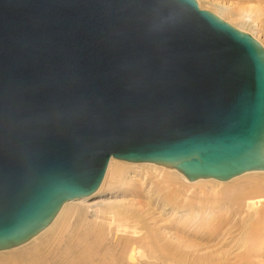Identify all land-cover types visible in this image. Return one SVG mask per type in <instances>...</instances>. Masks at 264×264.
I'll list each match as a JSON object with an SVG mask.
<instances>
[{"label": "water", "instance_id": "water-1", "mask_svg": "<svg viewBox=\"0 0 264 264\" xmlns=\"http://www.w3.org/2000/svg\"><path fill=\"white\" fill-rule=\"evenodd\" d=\"M110 158L189 181L264 170V47L196 0H0V251Z\"/></svg>", "mask_w": 264, "mask_h": 264}, {"label": "rangeland", "instance_id": "rangeland-1", "mask_svg": "<svg viewBox=\"0 0 264 264\" xmlns=\"http://www.w3.org/2000/svg\"><path fill=\"white\" fill-rule=\"evenodd\" d=\"M196 1L200 9L214 14L218 10L212 1L234 8L255 4L253 7L264 10V0ZM219 17L237 28L238 22L228 14L222 12ZM253 18L252 26L246 31L264 47V12L253 15ZM138 165L119 164L124 171V184L120 186L112 185L111 178L102 185L106 168L99 188L91 196L74 200L62 211L49 230L31 242L0 252V264L34 263V259L57 246L59 233L66 225L67 235H73L75 241H82L79 251L89 248L91 256H87L88 251L82 253L85 264H179L183 255V259L186 258L191 264H201L197 258L221 260L224 263L226 260L230 263L236 259L235 253L242 250H248L253 263L264 264V223L262 226L259 225L261 222L258 223L254 229L255 234L247 232V247L238 249L237 240L242 239L239 238L240 232L237 228L241 231V225L236 222L238 216L229 212L228 204L202 206L196 200L204 191L213 188L221 190L218 183L195 184L186 188L184 183L180 185L182 182H179V178H166L176 187H183L190 192L187 204L175 199L177 205L173 206L174 203H165L169 191L160 183L161 178L156 177L149 168ZM111 176L110 174L109 177ZM254 181L263 184L264 173L245 176L242 182L246 185ZM131 243L142 250L136 261L127 260V249ZM161 248L168 249L173 254L170 257H163L164 254L157 257L156 251ZM59 264H66V260H61Z\"/></svg>", "mask_w": 264, "mask_h": 264}, {"label": "bare ground", "instance_id": "bare-ground-1", "mask_svg": "<svg viewBox=\"0 0 264 264\" xmlns=\"http://www.w3.org/2000/svg\"><path fill=\"white\" fill-rule=\"evenodd\" d=\"M212 4L218 10L217 11L218 13H216V14H218L219 16L222 15V12L228 14V16H230L231 18L235 19L238 22V26H236V27L239 28L240 30H243V31H246V29H248L250 26H252V23L254 22L253 15H258V14L264 12V10H262L260 7H253V6H256L255 4H251V5H248L246 7H237V8L231 7L230 5L221 4L220 2H217V1H212ZM246 32H248V30ZM124 163L139 164L138 166L147 167V168H149V170L153 171V173L156 175V177H160L161 178V179L159 178L160 183L164 184L165 185L164 188H167L169 191L167 193L165 203L166 204H173L174 203L173 206L177 205V203H176L177 200L174 202L175 199H180L181 202L183 201L185 204H187L188 199H189L188 195H190L189 194L190 192H188L187 189H183V187L182 188L181 187L179 188V186L176 187L175 185H173V183L170 180H167L166 178H170V177L179 178V182L180 183L182 182L180 185H182L184 183L186 188H188L189 186H194L195 184L198 185V184H205V183H210V182L218 183L217 186L222 187L221 190H215L213 188V189H209V190L204 191V192L202 191L203 193L200 194L201 196H199V198L196 200H198V203L202 206H206L207 204H208V206H214V205L217 206L219 204H222V205L228 204L229 212L233 216H238L237 217L238 221H236V222L237 223L239 222V224L241 225V231H240V229L237 228V230H239V232H240L239 238L242 239V240L236 239L237 241H239V243H238L239 248L238 249H240V248L244 249L245 247H247L246 244H247V241L249 239V235H247V234L249 232H250L249 234H252L255 231L254 229L257 228L256 226L258 225V223L261 222L262 224H259L261 226L264 223V183L260 184V183L255 182L256 181L255 180L254 182H248L245 185L242 182L243 179L245 178V176H248L251 174H261V173L263 174L264 172H261V171H264V170L247 171V172H244V173H242L238 176H235V177H233L229 180H226V181H220V180H216L213 178H200V179H197L194 181H189L185 178V176L183 174H181L179 171H177L174 168L162 166V165L151 163V162L133 163V162H127V161H123V160H118L115 158H110L108 165H107L108 167H107L106 175L104 177V181L102 182V185H104L106 183V180L109 178H111L112 185L113 184L119 185V186L123 185L124 184V171H123L122 167L119 166V164H124ZM110 174L112 175L111 177H109ZM165 176H167V177H165ZM102 185H101V187H102ZM85 198H87V197H85ZM80 199H83V198H80ZM80 199H75V200H80ZM73 201L74 200H70V201L65 202L62 205V207L60 208L58 214L53 219V221L44 230H42L39 234H37L35 237H33L29 241L31 242L32 240H34L35 238L40 236L43 232H46L47 230H49L51 228V226L56 222L59 215L61 216L62 211L65 210V208H67V206L72 204ZM180 206H181V204H180ZM229 216H231V215H229ZM66 226H65V228L67 229ZM65 228H63L62 231L59 233L60 235L57 238V246L55 248H51L47 253L42 254L40 258H38L40 255L37 254L38 259H34V263H33V261L30 260L32 264H59L61 262V260H66V264H85L86 263L84 261L82 253L83 252L86 253L88 251L87 256H91L89 248H84L86 251L82 250V248H81L82 251H79V248L82 245V241H75V238L73 235L68 236L67 233L65 232L66 231ZM256 230L258 231V229H256ZM254 234H255V232H254ZM225 236H226V234H225ZM252 239H251V241H252ZM28 242H26V243H28ZM26 243H24V244H26ZM24 244H22V245H24ZM133 244L131 246H129L127 249V260L128 261H133V260L136 261L138 253H140L142 251V250L140 251V249L137 248ZM22 245H20V246H22ZM8 250H10V249H8ZM8 250H6V251H8ZM165 250H163V248H161L158 252L156 251L157 257H160L163 254H164L163 257H166V256L170 257V255L173 254V252L170 253L171 252L170 250H168V249H165ZM0 252H4V250H2ZM248 253H249L248 250H242V251H240V253L239 252L235 253L234 257L236 259L230 263L226 262V260L224 263L221 260L219 261V260H215V259H202V258H199V259L197 258V261H199V263H201V264L202 263L203 264H255L250 260ZM35 257H36V255H35ZM183 257H184V255L180 258L181 262H179V264L180 263L181 264H191L185 260L186 258L183 259ZM68 259H69V261H68ZM168 259H172V258H168ZM228 261H230L229 258H228ZM176 264H178V263H176Z\"/></svg>", "mask_w": 264, "mask_h": 264}]
</instances>
